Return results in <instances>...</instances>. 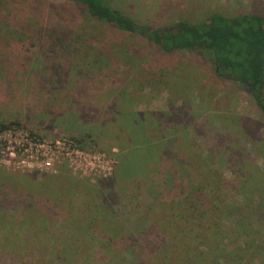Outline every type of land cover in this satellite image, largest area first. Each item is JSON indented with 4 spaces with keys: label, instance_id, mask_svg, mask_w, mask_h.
I'll list each match as a JSON object with an SVG mask.
<instances>
[{
    "label": "rangeland",
    "instance_id": "rangeland-1",
    "mask_svg": "<svg viewBox=\"0 0 264 264\" xmlns=\"http://www.w3.org/2000/svg\"><path fill=\"white\" fill-rule=\"evenodd\" d=\"M106 1L150 28L204 21L213 13L264 19V0ZM10 121L18 125L0 131V170L35 175L43 185L30 209L18 191L5 189L0 214L7 221L26 217L30 224L24 228L42 241L28 255H21L20 247L8 257L0 254V264H45L52 241L36 231L34 219H45L54 235L74 231L90 201L113 216L94 221L97 240L80 243L70 264H102L109 255L124 264V235L156 220L164 223L170 212L158 207L162 198L170 204L178 195H189L186 206L192 212L193 204L199 205L206 217L194 228H203L217 216L207 209L204 195L189 194L203 180L200 170L202 175L212 172L209 192L229 205L236 203L228 207L230 220L221 222L231 236L224 252L246 238L264 244L260 190L256 185L242 190L247 174L235 162L240 153L249 164L264 168V112L238 84L217 79L196 53L163 54L140 36L94 22L81 6L65 0H0V124ZM168 135L176 136L169 139L174 156L157 159L162 141L157 142ZM120 148L136 149L131 161L140 167L135 175L127 169L122 184L107 187L109 199H101L92 185L112 175ZM169 164L187 171L180 190H172L176 176L165 178ZM86 183L91 186L80 187ZM243 195L248 196L245 202ZM233 217L240 222L236 241L229 229ZM113 218L118 233L109 240L104 236L112 230ZM156 231L160 233L159 224ZM104 240L108 247L101 249ZM172 250L164 255L166 263L180 258V250ZM260 252L253 260L244 254L236 264H264V250Z\"/></svg>",
    "mask_w": 264,
    "mask_h": 264
},
{
    "label": "trees",
    "instance_id": "trees-1",
    "mask_svg": "<svg viewBox=\"0 0 264 264\" xmlns=\"http://www.w3.org/2000/svg\"><path fill=\"white\" fill-rule=\"evenodd\" d=\"M65 1L81 6L86 15L98 24L110 26L122 33L142 37L163 54L175 52L198 54L211 66L217 79H225L238 84L251 97L256 108L264 112V19L261 16L256 14L224 16L213 13L204 21H179L169 27L150 28L134 22L121 11L111 7L106 0ZM212 117L215 118L216 116L212 115ZM12 125L18 124L13 121L2 123L0 124V130H5ZM174 138L176 136L168 135L157 142L162 141L160 150L156 151L157 159L162 155L174 156V150L171 147V141H169V139ZM118 151V165L114 166L112 175L105 179H97L92 185L95 188L94 195L99 192L101 199H109L107 197L109 191L107 190L109 188L113 189L115 185L122 184L127 169H129V173L133 171L131 174L135 175L136 168L140 167L136 165V159L131 161L137 153L136 149L125 150L120 148ZM237 154L235 162L247 174L245 180L241 183L242 190L244 191L245 188L250 190L254 185L258 186L260 190L259 200L264 206V199L261 197V193L264 191V168L257 167L254 163L249 164V158H242L240 153ZM128 160L131 161L130 164L127 163ZM169 167L165 171V178L171 180L172 177L176 176L175 186L173 184L172 190H180L183 187V177L186 176L187 171L183 167L173 166V164H169ZM211 174L210 171L202 175L200 170L199 175L203 177V180L200 183L188 182L187 184L189 186L193 184L189 194H200L201 197L204 195L205 201H208L207 209L217 217L208 219L206 226L203 228L201 226L194 228L196 222L202 223L206 217L204 212H200L199 205L193 204L192 212L190 207L186 206L191 200L189 195L184 198L180 195L176 196L173 202L170 203L173 205L172 207L169 206L168 202L162 201L164 198L158 200V207L170 213L164 219V223L156 220L145 226L143 230L137 231L134 229L133 233L129 232L124 235L122 252L125 255L124 264H172L166 263L164 255L171 254L174 251L172 249L175 247L180 250L178 251L180 258L173 264H236L238 257H243L245 254L251 256L253 260L255 256L261 253V249L264 250V244L261 246L257 243L258 247L254 243V239L246 238L241 244L232 246L227 253L224 252L226 246L224 241H230L231 236L229 231L221 226V222L222 220L228 222V219L231 218V215L227 216L228 207H236V203H230L229 205L220 200L216 193L209 192L208 186L210 190H213V187H211L213 181L209 180ZM255 174L259 175L260 178H257ZM59 176L62 175H57V177ZM45 177L42 176V179ZM205 180L207 181L206 187L204 185L200 186L199 184H204ZM78 184L80 185V183ZM42 185V180H36L35 175H21L0 170V195L5 189L11 188L18 191L19 195L25 198L26 206H29L28 209L33 207L34 199L39 198ZM87 185L91 186V184L86 183L81 184L80 187ZM53 196H57V194H53ZM246 197L248 196H242L244 202ZM44 199L46 198L44 197ZM5 201L6 197H0V208ZM198 201L202 203L201 198ZM108 203H110L109 200ZM197 204L199 203L197 202ZM82 211L81 226L79 228L76 226L74 231L58 232V235L51 233L45 219H39L38 217L34 219L33 223L36 231L42 237L45 235L53 242L47 247V262L45 264H70L69 262L73 261V256L80 243L90 245L93 244L92 241L97 240L93 237L95 235L93 232L94 221L101 217L104 219V217L111 218L113 216L101 204L92 201L84 204ZM233 218L235 220V217ZM69 222L70 220L67 221V223ZM116 222L118 220L114 219L111 223L112 230L107 227L111 231L104 237L109 240L118 233L117 230L114 231ZM155 223L160 225V233L156 231ZM233 223V226L228 225L232 237L236 241L237 227L240 222L235 220ZM29 224L26 217L21 219L16 217V220L10 217L7 221L0 214V254L2 257L6 255L8 257L10 252H15L14 248L17 252L20 247L21 255L31 254L33 248H37L35 243L38 240L42 241V239L41 237H34V230L24 228ZM173 227L175 230H172ZM59 238H61L60 245L55 247L54 243ZM105 243H108V241L104 240L98 245L101 249H105L108 247V244ZM191 249L194 253H191ZM113 260L114 257L109 255L105 263L102 264H120L117 260Z\"/></svg>",
    "mask_w": 264,
    "mask_h": 264
},
{
    "label": "built area",
    "instance_id": "built-area-1",
    "mask_svg": "<svg viewBox=\"0 0 264 264\" xmlns=\"http://www.w3.org/2000/svg\"><path fill=\"white\" fill-rule=\"evenodd\" d=\"M6 130V129H5ZM5 130H2V131H5ZM1 131V130H0ZM26 138V137H25ZM27 141V138L25 139Z\"/></svg>",
    "mask_w": 264,
    "mask_h": 264
}]
</instances>
